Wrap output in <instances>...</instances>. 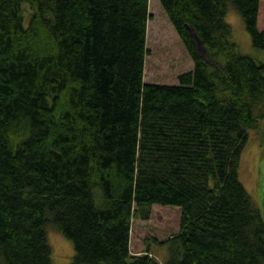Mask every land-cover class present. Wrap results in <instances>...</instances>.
I'll use <instances>...</instances> for the list:
<instances>
[{
  "label": "trees",
  "instance_id": "obj_1",
  "mask_svg": "<svg viewBox=\"0 0 264 264\" xmlns=\"http://www.w3.org/2000/svg\"><path fill=\"white\" fill-rule=\"evenodd\" d=\"M158 1L193 61L174 84L144 81L149 0H0V264H52L48 228L73 264H151L130 244L153 205L179 209L163 264H264L238 167L264 62L225 21L264 51V0Z\"/></svg>",
  "mask_w": 264,
  "mask_h": 264
},
{
  "label": "rangeland",
  "instance_id": "obj_2",
  "mask_svg": "<svg viewBox=\"0 0 264 264\" xmlns=\"http://www.w3.org/2000/svg\"><path fill=\"white\" fill-rule=\"evenodd\" d=\"M27 9V7H25ZM150 19L147 26L146 49L144 58V81L159 84H174L177 75L192 69L193 61L168 19L158 0H149ZM225 21L231 28V41L236 49L251 56L258 63L264 62V51L254 48L242 17L228 4ZM257 129L248 130V139L241 151L239 177L253 204L264 217V121ZM159 208H169L168 210ZM177 207L153 205L148 220L134 219L132 222L131 251L145 253L150 248L151 264H163L167 256V245L156 243L168 239L179 227ZM179 210V209H178ZM52 264H73L72 243L55 229H47ZM152 260V259H151Z\"/></svg>",
  "mask_w": 264,
  "mask_h": 264
},
{
  "label": "water",
  "instance_id": "obj_3",
  "mask_svg": "<svg viewBox=\"0 0 264 264\" xmlns=\"http://www.w3.org/2000/svg\"><path fill=\"white\" fill-rule=\"evenodd\" d=\"M186 29H188L189 33L191 34L192 37H194V39L197 41L199 48L201 49L200 40H198L195 30L192 29L189 25H186Z\"/></svg>",
  "mask_w": 264,
  "mask_h": 264
}]
</instances>
